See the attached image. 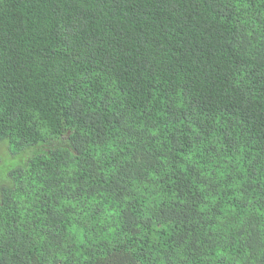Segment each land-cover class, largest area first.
Returning a JSON list of instances; mask_svg holds the SVG:
<instances>
[{
    "label": "trees",
    "instance_id": "1",
    "mask_svg": "<svg viewBox=\"0 0 264 264\" xmlns=\"http://www.w3.org/2000/svg\"><path fill=\"white\" fill-rule=\"evenodd\" d=\"M0 175V264H264V0H0Z\"/></svg>",
    "mask_w": 264,
    "mask_h": 264
},
{
    "label": "rangeland",
    "instance_id": "2",
    "mask_svg": "<svg viewBox=\"0 0 264 264\" xmlns=\"http://www.w3.org/2000/svg\"><path fill=\"white\" fill-rule=\"evenodd\" d=\"M6 146V145H5ZM0 180H3L4 181V183H10L11 181H12V179L11 178H6V177H3V176H1L0 175Z\"/></svg>",
    "mask_w": 264,
    "mask_h": 264
}]
</instances>
